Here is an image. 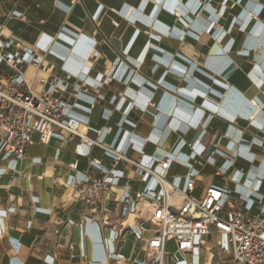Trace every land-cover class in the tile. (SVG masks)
<instances>
[{"label":"crops","instance_id":"1","mask_svg":"<svg viewBox=\"0 0 264 264\" xmlns=\"http://www.w3.org/2000/svg\"><path fill=\"white\" fill-rule=\"evenodd\" d=\"M0 35L30 91L54 77L62 120L97 142L45 124L19 158L0 139V264H156L155 201L135 194L158 182L103 147L151 170L168 158L169 183L192 173L193 195L227 188L264 222V0H0ZM112 166L101 205L75 198ZM161 264H233L232 245L211 228L188 252L166 241Z\"/></svg>","mask_w":264,"mask_h":264},{"label":"built area","instance_id":"2","mask_svg":"<svg viewBox=\"0 0 264 264\" xmlns=\"http://www.w3.org/2000/svg\"><path fill=\"white\" fill-rule=\"evenodd\" d=\"M0 61L8 69V72H0V139L8 143L14 155L24 157L35 131L45 137L48 134L45 124L65 132L68 139L78 137L87 145L97 143L83 132L77 119L68 117L62 120L67 103L63 88L56 84L54 77L39 92L30 91L24 78V59L7 49V42L1 35ZM103 148L113 155L114 165L120 160L127 161L151 174L158 182V193L146 191L135 194L137 201H155L150 222L156 226V230L146 243L149 260L162 263L163 248L168 240H173L179 251L192 250L195 239L210 233L212 228L217 233L228 235L233 264H264V222L258 215L240 216L235 210L230 190L209 186L201 197H196L193 195L192 173L188 174L190 179L186 182L185 190L167 181L168 158L161 160L156 170H151L116 150ZM212 165L216 167L215 174L221 175L222 167L215 163ZM116 177L112 166L104 170L100 177L80 182L74 188L73 195L85 205H101L111 188L112 179ZM124 187L128 189L129 185L125 184ZM116 257L123 259L119 253H116Z\"/></svg>","mask_w":264,"mask_h":264},{"label":"rangeland","instance_id":"3","mask_svg":"<svg viewBox=\"0 0 264 264\" xmlns=\"http://www.w3.org/2000/svg\"><path fill=\"white\" fill-rule=\"evenodd\" d=\"M207 4H209V3H205V5H207Z\"/></svg>","mask_w":264,"mask_h":264}]
</instances>
